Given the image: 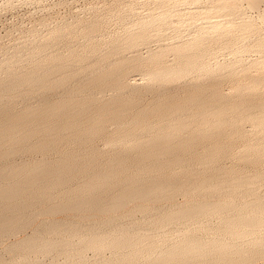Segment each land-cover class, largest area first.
Here are the masks:
<instances>
[{"label":"bare ground","instance_id":"1","mask_svg":"<svg viewBox=\"0 0 264 264\" xmlns=\"http://www.w3.org/2000/svg\"><path fill=\"white\" fill-rule=\"evenodd\" d=\"M169 7L151 13L145 25L136 24L140 28L135 26L137 30L113 43V52L124 44H147L154 36L163 37L166 27L162 29L161 22L164 26L174 14ZM167 20L166 24L172 16ZM243 21L242 27L251 30L252 22ZM219 23H201L198 38ZM263 34L254 44L260 50ZM239 37L243 36L215 45L186 40L148 48L147 56L123 53L116 58L108 50L101 53L103 47L96 44L88 46L92 55L71 48L53 53L47 48L52 41H47L0 59V238L33 229L18 241H4L11 255H2L0 264H47V256L55 255L65 256L61 264H74L75 257L79 264H251L264 259V174L220 164L236 139L246 140V153L239 155L243 161L257 163L264 158L260 140L264 129L256 136L244 128L248 121L264 124V107L242 96L231 99L221 89L222 80L239 74L227 67L244 64V58L220 61L216 56L224 51L221 48L234 49ZM246 43L237 49L251 47ZM170 51L177 56L173 62L166 59ZM132 68L151 80L126 91ZM196 70H219L209 90L199 81L195 87L168 86L174 78ZM259 82L254 77L248 85ZM109 88L116 91L106 98L102 94ZM181 91L186 98L180 97ZM144 93L152 94L146 105L140 104ZM110 120L118 127L108 138L113 147L108 152L95 141L105 134ZM141 126L146 133L136 131ZM27 153L41 157L17 161L18 155ZM180 191L185 194L183 202L176 200ZM131 208L143 213L141 219ZM214 219H218L215 225ZM199 228L221 230L229 237L200 239ZM88 249L96 253L93 262H88ZM106 250L111 255H104Z\"/></svg>","mask_w":264,"mask_h":264},{"label":"rangeland","instance_id":"2","mask_svg":"<svg viewBox=\"0 0 264 264\" xmlns=\"http://www.w3.org/2000/svg\"><path fill=\"white\" fill-rule=\"evenodd\" d=\"M142 1H144V3ZM162 1L164 2V0H0V55H1L0 59H3L5 57H9L10 55H12L13 53H16V52L23 54L24 52H26L28 50L29 46L33 45L34 43H36V44H43L44 43L45 44L47 41H49V42L52 41L51 45L47 46V48L49 47L48 50H50V51L52 50L51 52H53V53L66 52L71 48V49H78V51H83V52L88 51V53L92 55V54H94L93 53L94 51L91 49L90 50L88 49L90 47L89 45L90 44L91 45L96 44L95 46H98V47L100 46V48H102V47L104 48V49L102 48L101 53H105V52H107L106 50H108L107 53L111 52L110 56H112V58H116L117 56H119L123 53L128 55V56H132L135 54H141L143 56H147L150 53L149 51L151 48L157 49L159 47L161 48V47L172 46V45H175L177 43L180 44V42H182V41L184 42L186 40L187 41L188 40L189 41L195 40V42H197L196 45H202V44L203 45L204 44L209 45L208 43H210V45H215L217 42L218 43L221 42L220 40H222L224 42L225 39L228 40L229 38H232L233 36L239 35V36H243V37H239V38H241V40L238 38L239 40H237L238 41L237 43L240 44L242 42V44H245L248 40L247 43L248 44L250 43V45H248V46H251V47H248V49L246 48V50L243 49V51H242V49H241L239 51L237 49L238 47H236L239 44H237L234 49H230L228 51V48L225 49L226 47H224L221 49H223L224 51L226 50L225 52L224 51H222V53H221V51L218 52L216 58L219 59L220 61L231 59L233 56L234 57L232 59L240 58V57L244 58V64H242V65L233 64L231 66L229 65L228 66L229 68L227 67L228 70L234 69V68L237 69V71L240 75L237 74V75H234L233 77L227 78V80L226 79L222 80V83H220L221 89L231 99H238L242 96L245 98V101L255 100L260 108L264 107V61H261V62L259 61V59L263 58V56H264V51H263L264 47L261 48L263 50H260L258 46H256V45L254 46V44H256V42H257L256 39L258 38L257 36H259L258 34L259 33L262 34V32H264V0L258 1L255 4H253V3L250 4L249 0H225V2H224V0H216V1L215 0H213V1L212 0H195L198 2H192L194 0H189L190 2H187L188 0H185L186 2L184 0H182V1H180V0H177V1L176 0H165V2L170 1V3L166 2V4L169 3L170 7L168 5H165L164 4L165 2L163 3ZM159 2H160L161 6L159 5ZM171 2L174 3L175 5L172 4ZM218 2L220 4L222 2H224V4H221V5L225 6V7H226V4L228 6H232V8L234 6H236V7L234 10L233 9L229 10V8L231 9V7H227L228 9H226L225 7H224L225 9L223 7L220 8L221 6ZM154 3L155 4L157 3L158 5L157 4L155 5ZM217 3L219 4V7L216 8L214 6H218ZM171 4L174 6L171 7ZM176 5H178V6H176ZM160 7H162L161 8L162 12H163V10H167L166 7L171 8V10H173V11H171V10L170 11H171V13L174 12V14L180 15L182 12V14L180 16L170 14L172 16L173 20H171V16L168 15L170 17H167L166 19L171 20V21L167 20L168 22H170L169 24H168V22L166 24V19L164 21L165 22L164 26H163V23L161 22L162 29H164L166 27L164 29L165 31L162 30V32L164 31V33H165V34H163L164 35L163 37L162 36L160 37L158 35V37L156 38V36H154L149 41V43H151V44L139 43V44H136L135 46L128 47L129 44L122 43V44H124L123 49L113 52L112 47H113V45H114L113 43H115V41H118V39L124 38L127 34H129V32L137 30L138 29L137 27H139L138 25L141 22H142L141 23L142 25H143V23L145 25V23H146L145 21H150V19L152 17L151 15H153V14L156 15L158 12L160 13V11H161ZM174 10H176L178 13ZM151 13H153V14H151ZM178 17L182 21L179 20ZM243 18H244V20L246 19V20L252 22L251 23V30L253 29L254 30V31L252 30L253 32H251V30H249V28L244 29L242 27V24L244 22ZM95 19L99 20V21L96 22ZM86 21H87V23H86ZM217 21L220 22L218 27L213 28V29L211 27H209V29H208L210 31H211V29L215 30V31H212V32L209 31L210 34L208 33L204 37L198 38L197 34L199 32V29H200L199 27H201L202 25L207 26V24L209 26L212 22H217ZM93 22L95 23L94 26L91 25V27H90V25H88V23L91 24ZM171 22H172V24H171ZM178 22H180V24ZM201 23H202V25H201ZM136 24H138V25H136ZM170 24L173 26H175L174 24H176L175 27H178L179 29L178 28L176 29L175 27L173 29V27H171ZM135 26H137V27H135ZM66 27H68V28H66ZM255 27H256V29H255ZM195 28H196L197 32H196ZM258 28H260L261 30ZM75 29H76V31H75ZM168 29H170V30H168ZM247 29L250 32H247L248 31ZM50 35H52V36H50ZM90 36L91 37L93 36V37L91 38ZM159 37L161 39H159ZM154 38H156V39H154ZM217 40H219V41H217ZM36 41H38V42H36ZM244 41H246V42H244ZM63 42H64V44H63ZM55 44H56V46H55ZM254 47H256V48L254 49ZM148 48H150V49H148ZM21 49H23V50H21ZM109 49H111V50H109ZM258 49L260 52L258 51ZM103 50H104V52H102ZM112 52H113V54H112ZM176 58H177V56H176V53L174 51H170L166 55L167 62H173ZM255 60H256V62H254ZM259 65H260V67H259ZM218 71L219 70H214L212 72H210V71H204L203 72V70L201 72L198 70L192 71V72H190L184 76L174 78L173 80L168 82V86L173 87L175 85H180V86L188 85L190 87H195V85H197L199 82H203L204 90H209V88H211V85H212V77L214 75H217ZM254 77H258L260 82L256 86H249L248 84L250 83V81L252 79H254ZM210 78H211V80H210ZM127 80L131 85L128 86V88L127 87L123 88L126 91H128V89H130V87L132 88L133 85H138V84L143 85V83L145 84V83L149 82L151 80V78L144 71L132 68L129 76L127 77ZM197 81H199V82H197ZM171 85H173V86H171ZM231 90H232V92H231ZM114 91H116V90L109 88L102 95L107 98V97L111 96L114 93ZM183 92L184 91H181L180 97L183 95L181 98H186L187 93L185 92V94H184ZM147 96L150 100L147 98ZM140 99H141L140 104L146 105V104H148V102L150 103L152 101V94L151 93H144ZM116 123H117V125H116ZM263 125L264 124H262V123H256V122L248 121V122H245L244 128H245L246 133L247 132L249 133V134L247 133L248 135L255 134L256 136H259V133H257L258 134L257 135L255 132H259V131L262 132L264 129L262 127ZM117 127H118V122H116L115 120H110L108 122L107 131H105V134H102V136H99L96 138V140L98 142L95 141L96 142L95 144L96 145L98 144L97 147H99V149H102V150H105L108 152L113 150L112 144L110 143L108 138L112 133H114L117 130ZM251 127H252V129H251ZM109 128H112V129H109ZM109 130H110V132H109ZM136 131L138 133H146L147 129L144 126H141V127H138ZM244 140L243 139H236V141L232 143V146H234V147L231 149V151L227 155H225L221 158L220 164L222 166L224 165L225 167H228V168L236 167V168H239L240 170L246 169V170H248V172H250L252 174H260V175L264 174V158L263 157L257 163H255V162L247 163V162L243 161L242 158L239 156V155H243L246 153V149H245L246 147L244 146L245 145ZM260 140L264 141V138H262ZM260 140H259V142H260ZM201 151H203V148L201 149ZM241 153H243V154H241ZM25 155H27V157ZM250 156H253V155H250ZM19 157H22V158H19ZM40 157H41L40 154H29V153H27V154L18 155L17 161H23L26 159L40 158ZM261 190H262V192H264V185H262ZM177 194H179V195H177ZM176 195H175L176 200L178 202H180V201L183 202V200L185 199V194L181 193V191H180V192H177ZM252 208L253 207H249V208H247V210L252 209ZM132 210H134V209H132ZM134 211H136V212H133L135 215H137L136 219H141V217L143 216V213L141 215L140 211L139 212L137 210H134ZM118 213L121 214L122 212L120 211V212H117L116 214H118ZM56 216L58 218L63 217L62 214H58ZM115 216H118V219H121L119 214L115 215ZM213 222L215 225L218 222V219H214ZM203 230H205V231H203ZM31 232H33V229L31 227H28L24 230L19 231L15 235H11L12 237L11 236L1 237L0 242L2 244L1 243L0 244L2 247L0 246V252L2 254L0 253V257L2 255L5 257H8L9 256L8 254H10L9 252L7 253V250H5L3 247V243H5L4 242L5 240H7L6 243H12L13 240L18 241V239L19 240L22 239L21 237H25L27 235V233L31 234ZM222 232H221V230H213V229L207 230L206 228H204V229L199 228V230H197L196 233L199 237H201L200 239L203 238L205 240H212V239L213 240H221L222 238L229 237L228 233H226V232L222 233ZM204 234H206V235L204 236ZM224 234H227L228 236L227 235L225 236ZM197 235L195 236V238H199V237H197ZM221 236H224V237H221ZM15 237H17V239ZM74 240H75V242H77V240L79 241V238L78 239L74 238ZM165 241L166 240L164 239V241L162 243H164ZM172 241H171V239L168 240L169 243ZM159 243H161V240ZM245 244H248V243H245ZM249 244H251V243H249ZM249 244L246 246H249ZM2 250H3V252H2ZM151 250H152V248L150 250L148 249V251H151ZM106 251L107 252L104 255H106V256L111 255V250L110 251L106 250ZM261 254L263 255L262 252H261ZM261 254H257V255H261ZM87 255L89 256L88 262L92 261L93 259H95L97 257L96 253L95 252L93 253L92 249L87 250ZM93 255H95V256L93 257ZM155 255H157V254L155 253L154 256ZM59 256L58 255H55L52 257L49 256V258L47 256L46 263L48 264L51 262L50 264H53V262H54V264H56V263L61 264L60 260L63 261L65 259L64 258L65 256L64 255H59ZM61 256H62V258H61ZM90 256L93 258H91ZM75 258H76V260H74ZM75 258L73 260L76 263H74V262L73 263L79 264V261H81V260H79L78 257H75ZM261 258H262V260H261ZM261 258H259L260 260H258L259 263L254 262L251 264H257V263L258 264H264V259H263V257H261ZM143 259H145V258L143 257ZM54 260L55 261L57 260L56 263ZM93 261H95V260H93Z\"/></svg>","mask_w":264,"mask_h":264}]
</instances>
